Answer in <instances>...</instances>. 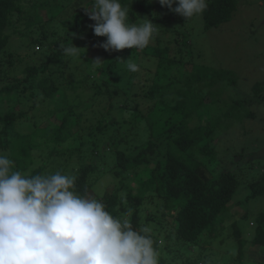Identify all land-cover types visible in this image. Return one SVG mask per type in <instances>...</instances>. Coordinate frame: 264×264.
<instances>
[{
  "label": "trees",
  "instance_id": "trees-1",
  "mask_svg": "<svg viewBox=\"0 0 264 264\" xmlns=\"http://www.w3.org/2000/svg\"><path fill=\"white\" fill-rule=\"evenodd\" d=\"M19 1L0 0V104L7 107L0 108V153L14 161V170L27 174L55 172L54 162L59 155L75 153L79 166L71 175L77 177L78 191L95 189L100 172L112 173L118 180L96 194L114 216L126 217L134 227H150L158 252L166 248L174 252L176 246L167 240L175 241L180 245L179 256L190 252L180 264H220L209 245L226 228L224 223L232 215V206L242 200L246 203L264 198V132L254 139L255 145L253 141L248 144L253 152L246 155L242 148L232 154L235 167L222 171L209 166L210 161L214 163L211 166L222 161L216 144L211 142L230 130L234 120H254L256 113L251 107L264 102L260 87H252V95H229L227 101L223 92L235 85V76L229 70L193 61L189 36L184 32L180 50L186 49L190 59L185 53L180 58L170 57L169 46L105 50L100 68L102 80L87 73L76 83L66 81L69 58L63 56L61 45H72L75 37L86 33L91 36L90 25L95 21L85 14L82 4H91L92 0H67V31H39L41 37L31 42L39 46L38 50L45 48L48 54L39 62L25 63L20 73L11 76L16 60L30 56L3 52L9 38L6 28L14 21L13 13L21 11ZM121 2L129 9L130 23H140L143 15L157 7L151 0ZM41 5L49 6L53 12L48 14L49 19L60 9L58 0L33 4L34 8ZM236 7L237 0H208L202 14L205 29L230 20ZM46 23L45 19L41 25ZM99 37L100 43L106 40ZM81 52L86 62L87 54ZM159 60L169 69L178 66L182 85L154 79L149 63ZM128 63L137 64L139 70L129 71ZM205 87L209 90L205 91ZM51 99L60 103L57 109L42 105ZM18 105L21 107L16 109ZM29 108L36 109L32 116ZM192 120L195 121L190 126ZM66 141L75 144L60 148ZM41 147L45 148L43 152ZM196 154L209 158L200 159ZM36 157L43 161L36 165ZM103 160L106 169L99 165ZM248 175L252 176L250 180L246 179ZM241 188L247 193L245 199H241ZM255 214L252 237L244 235L249 229L242 223L231 224L238 243L237 255L226 257L225 264H246L242 260L247 244L254 243L264 250V211L259 209ZM243 217L247 219L246 214ZM163 227L165 242L160 243L152 230L161 231ZM176 258L167 255L160 258V264H174Z\"/></svg>",
  "mask_w": 264,
  "mask_h": 264
},
{
  "label": "rangeland",
  "instance_id": "rangeland-1",
  "mask_svg": "<svg viewBox=\"0 0 264 264\" xmlns=\"http://www.w3.org/2000/svg\"><path fill=\"white\" fill-rule=\"evenodd\" d=\"M41 1L44 0H20L18 4L21 11L16 10L13 13L14 21L6 28V33L9 35V38L3 52H20L23 53L24 56L25 54L28 55V53H30V56L25 57L23 61L16 60L15 66H11V68H15L10 74L11 76L20 73L25 63L39 62L42 57L44 58V56L48 54V51L45 48L41 47V49L38 50L39 46L36 45V43L31 42L33 39L41 37V32L39 31L42 29H48L49 32H52L53 29L67 31V0H58V7L60 8L58 9L59 12L53 14L54 16H51V19L47 18L48 14L53 13L48 10L49 6L44 8L42 7L43 5H41L34 8L33 4H41ZM151 1L154 2L157 7L151 11L152 13L143 15L140 20V23L143 22V17L147 16L152 18L156 23L154 24L155 32L149 46H169L170 57L180 58L182 53H185L186 56H188L186 49L182 51L180 50V44L182 43L183 38L182 32L187 33L189 36V46L192 48L190 49L192 51L191 56L193 61L215 69L222 68L229 70L235 76V85H231L228 90L225 89L226 93L223 92V96L226 97L227 101H229V95L235 97L243 96L244 94L247 96L252 95L254 92L252 87L255 85L260 87L261 94L264 95V0H237V7L233 12L232 18L210 29H205L203 15L186 20L185 17L172 12L166 6H162L159 3V0ZM45 19L48 23H46L45 26H42L41 24L44 23ZM88 32L91 31L88 30ZM58 33L59 35L64 34V32ZM89 34L86 33L85 35H80L74 38V44L81 47L80 53H82L81 51H85L87 54L86 62H84V59L82 58L83 54H80L75 59L69 58L66 62L67 65L65 68L67 71L66 81L72 80V82L76 83V80L87 73L96 76L98 81L102 80L100 68L105 60V50L98 46L100 44V37L94 35L93 31L91 32V36H89ZM55 36H52V38ZM34 50L39 51V55H36ZM96 58H100L102 62L100 64H94L92 60ZM190 58V56L186 57V59ZM157 62L158 63H149V66L153 70L154 79H157L159 82H171L175 86L182 85L178 66H172L169 69V67L162 66L160 60ZM55 63H57V61ZM78 64L79 66L77 67ZM179 69L184 70V67ZM173 76H177V78H173ZM89 82L90 81H88V83ZM204 90L207 91L209 88L205 87ZM74 95L75 94L73 93L72 96ZM219 103L222 104L221 102ZM42 105L46 106L47 109L52 110L57 109L60 106V103L58 101L53 102L51 99L44 102ZM221 106H223V104ZM20 107L21 105H18L16 106V109H19ZM0 108L4 109L7 107L3 103L0 104ZM251 109L256 113L254 120H234L230 130L226 131L223 135L216 137V139L211 142L212 145L216 144V153L222 158V161L214 166L210 165L214 164L213 161H210V167L221 171L228 168V166L235 167V162H232L230 159L232 154L234 155L241 152L242 148L245 149L244 153L246 155L253 152L249 149L248 144L252 141L254 142V139L259 138L262 134L261 132H264V102L258 105H253ZM35 111L36 109L29 108L31 116ZM193 121L195 120L190 122V126L194 124ZM42 124H45V122H42L41 125ZM21 129L24 130L26 128L22 127ZM159 138L165 139L163 136H160ZM155 140L158 141V138H155ZM36 142L38 143V139ZM68 144L71 145L67 147ZM73 144H75V142L71 143L70 141H66L60 146V148H72L74 146ZM165 145L166 142L164 141L161 146L164 148ZM253 145H255V142ZM44 149L45 148L41 147L40 150L43 152ZM196 157L204 160L209 158H206L203 154H196ZM247 158H249V156L245 159ZM238 159L239 157L236 155L235 161H238ZM42 161L41 158H35L36 165ZM105 161L110 163V158L106 157ZM99 165L103 169L107 168L104 160L99 162ZM54 166L55 171L59 169V171L71 175L79 166V162L75 153L69 152L67 154V152H65L64 154L59 155V158L54 162ZM97 176H99V181L94 186L96 191H103L107 184L111 185V183L118 180L115 179L112 173L108 172H100ZM251 178L252 176L250 177V175L246 177V179L249 180ZM246 179L245 181L247 184ZM241 191L243 192L241 199H245L247 193L244 189L242 190V188ZM243 202L244 200L239 203L235 202L231 208V217H227L226 222L224 223L226 228L223 229L218 240L212 245H209L210 249L215 251L216 260L220 264H225L226 257L235 258L237 255L236 251L238 243L234 238V228L231 224L235 221L239 224L242 223L244 228L249 229L248 232H244V235L246 237H252L255 226L254 223H256L254 215L256 216L255 213L259 209L264 211V198L256 197L246 203ZM150 206H152L151 203ZM245 214L247 215V219L243 217ZM154 223L156 222H152V224ZM152 232L159 237L157 240L160 243L165 242L163 237L165 232L164 227L161 231L152 230ZM167 241L172 246H176L175 251L170 252L169 249L166 248L158 252L159 257L165 258L167 255H175L177 258L174 259L173 263L180 264L190 252H184L179 256L178 250L180 245H176V242L172 240ZM210 251L211 250L208 249L207 252ZM245 252L246 257L242 261L246 264H264V250L259 249L258 245H255L254 243L252 245L251 243L247 244L245 246ZM226 264H239V262L232 261Z\"/></svg>",
  "mask_w": 264,
  "mask_h": 264
},
{
  "label": "clouds",
  "instance_id": "clouds-1",
  "mask_svg": "<svg viewBox=\"0 0 264 264\" xmlns=\"http://www.w3.org/2000/svg\"><path fill=\"white\" fill-rule=\"evenodd\" d=\"M172 12L200 16L208 0H159ZM95 21L94 35L106 37L98 46L108 52L144 49L152 41L154 20L129 22L121 0L82 4ZM63 56L75 59L81 47L61 45ZM100 64L102 60H92ZM137 72L139 66L128 63ZM0 264H160L151 228L134 227L126 217L107 210L96 189L77 190V177L61 171L27 174L0 153Z\"/></svg>",
  "mask_w": 264,
  "mask_h": 264
}]
</instances>
